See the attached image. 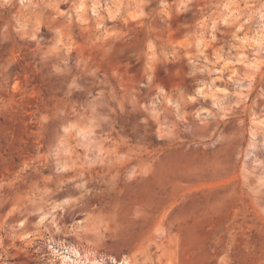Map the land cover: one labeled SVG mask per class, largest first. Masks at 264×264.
<instances>
[{"label":"rangeland","instance_id":"1","mask_svg":"<svg viewBox=\"0 0 264 264\" xmlns=\"http://www.w3.org/2000/svg\"><path fill=\"white\" fill-rule=\"evenodd\" d=\"M0 264H264V0H0Z\"/></svg>","mask_w":264,"mask_h":264}]
</instances>
